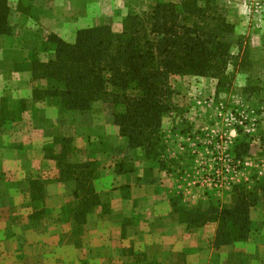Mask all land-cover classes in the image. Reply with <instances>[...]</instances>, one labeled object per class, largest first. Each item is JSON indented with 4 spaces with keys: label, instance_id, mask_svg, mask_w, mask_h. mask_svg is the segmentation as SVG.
Masks as SVG:
<instances>
[{
    "label": "rangeland",
    "instance_id": "1",
    "mask_svg": "<svg viewBox=\"0 0 264 264\" xmlns=\"http://www.w3.org/2000/svg\"><path fill=\"white\" fill-rule=\"evenodd\" d=\"M180 1L20 0L21 5H19L18 0H12L10 19L14 34L0 36V109L6 104L7 110L16 112L18 117L17 119L7 117L4 120L3 114H0L2 139L10 137L8 145L14 147L15 143H19L17 141L21 127L30 122V117L26 115L28 118H23V113L18 112L16 108L21 102L26 103L28 62L34 53L44 51L51 34H56L67 42H74L76 33L80 29L112 24L116 30H119L122 19L128 13L143 15L160 2L180 3ZM221 3L227 9L229 21L235 26L234 36L228 39L233 44L232 52L237 57L236 63L229 68L232 84L215 93V83L218 81L214 78L172 77L170 84L175 92L172 100L175 109L164 117L162 125L165 150L158 159L159 165L156 166L162 167L167 173L169 183L167 191L170 199L174 196L181 197L182 202L189 205L205 201L185 198L186 192L180 187L183 185L190 189L189 175H195L196 178L194 180L196 188L192 185L191 195L198 197L199 193L208 198L215 197L218 192H226L231 197L234 186L243 185L252 189L257 182L264 179V0H222ZM49 53L52 55L54 50L51 49ZM6 82L11 83L10 87ZM12 83L19 84L15 86ZM8 88L10 90L7 93ZM58 101L60 102L59 99ZM97 110L102 111L98 114L101 118H98L97 112H92L97 116H92L91 112L66 114L64 124L60 128L49 130L51 138L46 146L52 145L53 138L64 136L65 134L61 133L65 132L69 136L73 134L78 136L76 142L81 148L85 145L84 142H88L86 136L90 134L94 135L93 150L111 152L113 161L125 162L127 167H135L136 162L142 165L145 162V152L129 150L126 139L120 136L116 138L112 131L97 127L100 121L111 124V111L107 106L101 103ZM37 121L38 119L35 123ZM79 126H82L81 129L78 128ZM233 129L240 130L241 134L238 132V136H231L229 132ZM27 132L29 130L25 129L24 136L31 137ZM236 136L239 143H245L247 146L245 166L239 172L230 175L229 183L222 191L207 187L204 184L206 177L213 175L217 169H226V154L235 157ZM100 138L102 142L99 141ZM228 139L233 144L226 145ZM97 142L102 145H96ZM182 147L187 149L182 150ZM81 154L80 151L76 152L74 161L86 162L81 158ZM110 155L104 153L100 155L101 163L104 162L106 167L111 165ZM96 163L100 165L99 161ZM10 170V168L6 169V173H10L8 180L13 177ZM105 170L106 168L103 167L101 172L100 168L95 182L99 196L101 193L106 200L104 196L108 193L106 191L120 190L125 197L127 191L116 184H110L111 177L106 176L111 175ZM4 176L5 173H2L0 177L4 181L0 182V193H15L14 183L12 184ZM42 182L45 190L40 194V201H33L31 197L26 201L27 197L24 199L18 192L17 198L0 197V264H156L146 263V258L142 255L130 259L126 255L130 249L124 241L122 246L112 248V253L101 252L102 259L106 262L88 259L91 255L88 253L89 249L86 250L88 257L85 254L86 257L82 260L81 252L77 255L76 246H64L61 243L62 235L69 237L70 233L77 234V230L66 225L70 222L64 215L65 208L73 201L72 189L69 186L59 185L56 179L49 181L43 179ZM122 198L121 196L113 198V206L117 209L123 207L126 210V199L122 200ZM215 199L222 203V200ZM231 199L228 204L231 203ZM108 201L110 202V198L105 201L109 212L105 215L101 214L104 220L110 219L111 215ZM26 206H28L26 209L21 210ZM34 207L37 208L32 210ZM30 208L34 212L31 217L28 215ZM97 216V213L90 215L87 222H95ZM251 222L252 232L246 244L241 243L233 248L226 247L217 254L212 250L217 225L211 223L208 225L209 228L202 231L201 228L192 229L190 236L199 251L192 255L181 253L182 255L179 254L175 258L183 264H207V261L202 259L212 252L211 264H264V193H261L260 202L251 211ZM85 231V238L98 237L96 235L98 232L89 235L88 230ZM48 234H52L55 244L47 246L48 242L44 240L38 242V239H46ZM38 251L39 256H37ZM44 251L54 256L49 259V255ZM43 254L46 258L42 257Z\"/></svg>",
    "mask_w": 264,
    "mask_h": 264
},
{
    "label": "trees",
    "instance_id": "2",
    "mask_svg": "<svg viewBox=\"0 0 264 264\" xmlns=\"http://www.w3.org/2000/svg\"><path fill=\"white\" fill-rule=\"evenodd\" d=\"M11 1L0 0V36L14 34ZM221 1L160 2L143 15L128 13L119 30L112 24L80 29L74 42L51 34L44 51L34 53L28 62L33 108L49 99H59L62 113H86L102 103L111 111V124L120 128L128 149L142 150L145 159L159 162L165 150L163 119L175 109L171 78H214L218 90L232 84L229 68L237 57L228 39L234 36L235 26ZM25 108L22 102V110ZM1 113L4 120L18 117L7 110L6 104ZM45 149L57 162L58 181L72 185L73 201L64 212L67 221L81 226L99 208L107 214L109 210L95 186L100 165L96 161H74L77 149L70 137L56 136ZM234 154L237 159H245L246 144L237 140ZM134 171L125 162L116 164L117 174ZM26 188L33 201L41 200L45 190L42 181L30 180ZM261 193L264 179L252 189L234 186L230 204L212 197L196 205L185 204L177 196L170 201L180 223L188 229L217 225L212 243L217 254L249 241L251 211L260 202Z\"/></svg>",
    "mask_w": 264,
    "mask_h": 264
},
{
    "label": "crops",
    "instance_id": "3",
    "mask_svg": "<svg viewBox=\"0 0 264 264\" xmlns=\"http://www.w3.org/2000/svg\"><path fill=\"white\" fill-rule=\"evenodd\" d=\"M17 84L19 83H14L13 85L17 86ZM6 85L10 87L11 83L6 82ZM9 90L10 88L7 89V93ZM217 91L218 83H215V93H217ZM25 101L27 104L24 110H22V102L16 108L18 112L23 113V118H28L26 115L30 117V122L21 127L20 133L18 135L19 140L17 141L19 143H15L16 145L14 147L13 145H8L11 138L8 137L6 139H2L3 137L0 134V177L2 173H5L4 178L8 180L10 173H6V169L10 168L13 177L11 179L9 178L8 181H10L12 184L14 183V187L16 188L15 193L2 192L0 193V197L7 198L10 196V198H17L18 192L24 197V199L27 197V199H25L27 201L31 197L26 190L28 181L35 179L39 181H42L43 179L49 181L50 179L58 180L59 178L57 162L49 158L48 152H46L45 148L50 142L51 138L49 135V130L53 131L56 128H60L61 125L64 124V118L68 113H62L61 103L58 101V99H49L44 103H39L34 109L30 75L26 83ZM99 106H101V103H96L93 109L89 111L91 112L92 116H97L99 113H102V111L97 110ZM92 112H97V115H94ZM70 114L79 113L70 112ZM98 118H101V115H98ZM36 119H38L37 123H35ZM81 127L82 126H79L78 128L81 129ZM97 127L106 128L112 131L115 133L116 138H119L120 136V128L115 125H108L100 121ZM25 129L29 130L27 133L31 135V137L24 136ZM229 133L231 136H238V131L236 129L230 130ZM61 134H65L64 136L73 139L74 145L78 151L82 153L81 158L84 161H99L100 167L98 171H100L101 168V172H103V167L106 168V170L111 175L106 176L111 177L110 184H116V186H120L127 191V194L124 197L122 196L120 190H108L106 191L108 193L104 194V196L107 198L106 200L100 193V198L103 203H105V201L107 202L108 198H110V202L108 201L111 207L110 219H102L101 214L103 211L102 208H99L93 213L98 214L95 222L90 221L81 226L66 223V225H70L72 229L77 230V234L75 232L70 233L69 237L62 235L61 243L64 244V246H76L78 248L76 249L77 255H79L81 252L82 260L86 256L88 257L89 253L91 255L88 259H93L99 262H106L105 259H102L101 252L109 251V253H112L111 249L117 246H122L121 244L123 241L126 242L125 245L130 249V252L126 253L130 259H133L134 257L138 258V255H142L146 258V263L155 262L156 264H183V262L175 258L177 255L181 253H184L185 255H188L189 253L192 255L194 252L199 251L195 247V241H192V237L190 236L192 235L190 232L192 229L188 230L186 225L179 222L178 215L174 213V210L170 206V197L168 196L169 192L167 191V188H169V183L167 182V173L162 170V167L159 168L156 166L159 165V162L145 159V162H143L142 165H139L138 162H136L134 172L120 175L116 173L117 162L113 161V155H110L111 152L100 151L101 149L99 151L93 150V142L95 141H92V137L94 135L88 134L86 136L88 142H84L85 145L81 146L80 148L76 142L78 136L76 137L75 134L69 136L66 135L65 132H62ZM237 136L234 139L236 141ZM99 141L102 142V139L100 138ZM95 144L98 146L102 145L98 142ZM181 149L186 150L187 148L182 147ZM103 153L105 155H110V167H106L107 165H105L104 162L101 163L102 158L100 155ZM185 174H187V172H185ZM181 177L183 176L181 175ZM188 177V186H191L190 189L186 186L184 187L183 185L180 187L184 192H186L185 198L195 201L196 199H198V201L206 200L208 196H202L199 193L198 197L191 195L193 193L192 185H195L196 181L194 180H196V178L195 175H189ZM0 182L4 181H2L0 178ZM58 184L64 187L69 186L72 189V185L70 183H62L58 181ZM119 196L126 199V210L123 207L117 209L113 206V198L116 199V197ZM123 198L122 200H124ZM212 198H218L222 200V204H228L231 199V197L226 192H218L216 196ZM34 205L36 204L34 203ZM27 207L28 206L23 207L21 210H24ZM36 208L37 207H34L32 210ZM29 210L30 212L28 215L31 217L34 212L31 211V208ZM123 210H125L124 213ZM22 212L25 213L24 211ZM208 225H206L204 228H201L200 230L202 231L203 229L207 228ZM85 230H88L89 235L98 232V234H96L98 237L85 238ZM51 235L52 234H48L46 239H38V242H42L44 240L48 242L47 246H52V244H55L56 242L52 240L53 238ZM122 236L125 238H122ZM26 244L28 245V243ZM88 249L89 251L87 253L86 250ZM44 253L49 255V259L54 256V254L52 255L46 251H44ZM39 254L40 252L38 251L37 256H39ZM45 256L46 255L44 254L42 255V257L46 258ZM38 259L43 260L40 257H38ZM119 259L121 260V256H119ZM204 260L207 261V264H211L212 252L211 255L202 259V261Z\"/></svg>",
    "mask_w": 264,
    "mask_h": 264
},
{
    "label": "built area",
    "instance_id": "4",
    "mask_svg": "<svg viewBox=\"0 0 264 264\" xmlns=\"http://www.w3.org/2000/svg\"><path fill=\"white\" fill-rule=\"evenodd\" d=\"M233 144L230 139L226 141V145ZM245 159L232 158L226 154V169H217L215 173L204 179V184L209 187L222 191L228 185L230 175L239 172L245 166Z\"/></svg>",
    "mask_w": 264,
    "mask_h": 264
}]
</instances>
